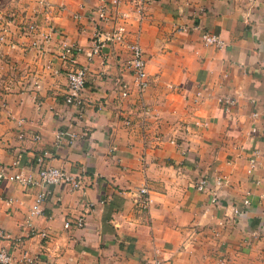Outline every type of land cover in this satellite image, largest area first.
<instances>
[{"label":"crops","instance_id":"obj_1","mask_svg":"<svg viewBox=\"0 0 264 264\" xmlns=\"http://www.w3.org/2000/svg\"><path fill=\"white\" fill-rule=\"evenodd\" d=\"M48 1V14L38 0L4 8L50 21L62 35L38 51L16 24L9 26L19 46L0 62V160L26 170L46 150L45 163L77 172L82 182L71 189L0 181V246L17 261L27 252L43 264H142L155 257L163 264H264L263 0H148L140 22L134 0H120L129 38L139 34L146 59L149 85L141 100L125 43H109L89 59L94 25L86 13L101 0ZM203 30L219 34L225 46L203 45ZM61 38L81 47L77 65L86 67L80 117L64 103ZM120 79L131 89L124 98ZM220 96L235 102L227 109ZM63 129L75 141L56 145ZM202 175L209 191L195 188ZM222 176L227 180L218 184ZM143 185L147 208L136 202ZM41 190L46 198L33 225L48 232L46 239L26 236L22 227ZM213 191L219 203L211 201ZM78 217L83 226H64Z\"/></svg>","mask_w":264,"mask_h":264},{"label":"built area","instance_id":"obj_2","mask_svg":"<svg viewBox=\"0 0 264 264\" xmlns=\"http://www.w3.org/2000/svg\"><path fill=\"white\" fill-rule=\"evenodd\" d=\"M148 0H134L135 2V11L137 13L136 18L138 21H141L143 5ZM120 0H101L100 4L95 6L92 9L87 10L86 16L90 23L94 25L93 35H92V46H91V56L99 53L105 46L109 43H125L126 48L128 49L130 56L126 60V68L131 72L133 76V84L136 90V94L139 99L146 88L149 85V79L146 71V59L144 51L142 49L139 34L136 33L134 37L129 38V32L126 28L125 18L128 17V13L120 11L117 9ZM38 3L41 5L42 13H50V8L52 5L48 0H38ZM264 3V0H263ZM110 7H114L115 12L112 15L110 12ZM6 8V7H5ZM76 18L79 15H74ZM112 21L111 27L106 30L103 25ZM16 24L18 31L21 35L30 37L29 47L38 49V51H45L47 45L52 43L55 36L62 35L61 31L53 25L50 21L42 24L39 22L36 17H27L23 13L16 11L15 9H7L5 11L2 9L0 11V62L7 61V51L14 50L19 46V43L10 36L9 26ZM182 30H186V27H182ZM200 38L202 44L205 46H212L215 48H222L225 46V40L217 33L203 30L201 31ZM60 51L58 56L63 63L64 68L66 69V79H67V93L64 97V103L68 105H74L77 110V116L80 117L84 112L83 100L81 96V91L84 87L86 80V67L84 65L78 66V55L81 51L79 45L69 43L64 38H61L59 41ZM48 67V65H46ZM118 91L119 96L124 98L130 95L131 89L128 84L122 79L118 80ZM200 92H198L199 94ZM219 102L224 103L225 107L228 109L231 104L235 101L233 98L228 96L218 97ZM4 101L0 99V106H2ZM142 112L144 114L149 113V108L143 107ZM21 119L17 120L18 124H21ZM124 123L130 125V119H125ZM25 132L20 131L18 134L19 138H23ZM32 138L34 140L39 138L38 134H33ZM75 134L69 129L57 130L55 135L56 145L60 144L62 141L73 143L75 141ZM170 142H175L174 139H170ZM115 149V147H112ZM49 151H43L42 154L37 156L35 164L26 170H15L17 166V161L12 162L11 164L4 163L0 160V181H10L21 184L24 187L29 186H44V185H67L71 189H78L81 186V175L77 172H73L64 167L53 166L45 163L44 159L46 156H49ZM256 165V160L253 157L249 158L247 172L249 174L253 173V170ZM227 177L222 176L217 178L216 182L220 184L223 181H226ZM208 179L206 176H200L195 185V188L199 191L208 190ZM147 186L143 185L138 189L136 202L142 208H147L150 203L149 192ZM209 191V190H208ZM46 198V193L41 190L36 193L33 202L31 203L25 218L24 227L27 231L26 236L38 233L42 238L46 239L48 237V232L45 229L36 230L33 225L34 217L41 214L42 208L41 205ZM12 199L8 198L7 203H12ZM211 201L214 203H219L217 195L213 191L211 196ZM244 207H248L249 200L246 198L243 200ZM233 211L236 215L241 214L243 209L234 205ZM76 225L78 227L85 224L83 217H78L75 221H65L64 226L69 227L70 225ZM5 235L3 231L0 230V236ZM17 240L22 241L20 237ZM19 262H24L27 264H43V260L38 256H32L27 252H23L19 261L15 260L13 254L6 247L0 246V264H19ZM142 264H163L161 259L155 257L149 261H146Z\"/></svg>","mask_w":264,"mask_h":264},{"label":"rangeland","instance_id":"obj_3","mask_svg":"<svg viewBox=\"0 0 264 264\" xmlns=\"http://www.w3.org/2000/svg\"><path fill=\"white\" fill-rule=\"evenodd\" d=\"M13 0H0V11L4 9Z\"/></svg>","mask_w":264,"mask_h":264}]
</instances>
